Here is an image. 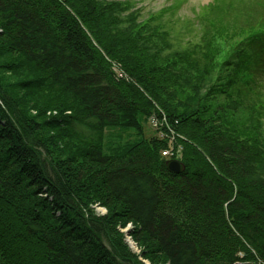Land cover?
<instances>
[{
    "label": "trees",
    "instance_id": "obj_1",
    "mask_svg": "<svg viewBox=\"0 0 264 264\" xmlns=\"http://www.w3.org/2000/svg\"><path fill=\"white\" fill-rule=\"evenodd\" d=\"M101 1L0 0V264H143L116 231L127 224L150 264H264L263 129L208 106L213 84L193 70L214 59L191 56L192 70L166 46L181 20L133 32L141 12ZM243 17L226 30L250 32L253 78L237 89L262 101L264 14ZM183 38L205 45L201 24ZM148 115L177 137L182 172L166 140L104 153L105 128L140 134Z\"/></svg>",
    "mask_w": 264,
    "mask_h": 264
},
{
    "label": "rangeland",
    "instance_id": "obj_2",
    "mask_svg": "<svg viewBox=\"0 0 264 264\" xmlns=\"http://www.w3.org/2000/svg\"><path fill=\"white\" fill-rule=\"evenodd\" d=\"M101 4L103 1L97 0ZM112 4L114 8H124L129 11H139L143 17L135 23L132 28L133 32H145L154 34L153 31L158 29V25L162 22L159 17L163 15L162 12H166L167 16L164 18L170 21L171 24L167 25V29L172 32V24L181 20L183 24L177 25V29L172 32L171 40L173 42L166 45L171 50L177 51V57L179 62H184L192 70L195 65L191 62L192 57H200L206 52L207 57L214 59L209 61V66L205 68L196 67L193 70L195 76L204 75L202 71L207 72L208 76H202L203 80H210L215 90H212L209 95L208 106L216 108L218 105H222L226 114L238 124L240 127H256L262 130L264 133V73L258 76L261 80V100H257L254 96V91L247 89V93L243 96L239 95L238 85L246 87L249 85L246 81L253 78V74L246 66L250 64L248 58L249 52V38L250 32L246 30L241 35L230 36L232 31H235L237 24L244 23V17L252 15L264 14V0H214L215 6L212 8L211 15H208L209 20L207 23H203L197 16L198 9L202 6H206L213 3V0H105ZM105 7V5L103 6ZM222 7V8H220ZM106 8V7H105ZM139 13L137 15H139ZM153 16V17H152ZM187 19V22L183 21ZM181 22V23H182ZM157 24V25H156ZM180 24V22H179ZM200 24L203 27V33L205 34V45L197 46L190 45V47L180 42L184 39L185 35L193 34L195 29H198ZM220 24L219 30L214 26ZM182 26V29H181ZM221 29V30H220ZM225 30V31H224ZM229 30L231 32H227ZM197 31V30H196ZM225 36H230V40H227ZM158 37L160 43L164 44ZM162 39V38H161ZM166 40V38L164 39ZM187 43V40H186ZM188 44V43H187ZM165 46V44H164ZM183 46V48H181ZM231 50L232 61L228 66L222 63L225 59V54H229ZM212 55V56H211ZM215 55V56H214ZM251 60V58H250ZM210 63V64H209ZM193 64V65H192ZM183 66V67H184ZM184 67V68H185ZM114 68V66H113ZM121 73V71H120ZM122 74V73H121ZM123 77L122 75H120ZM125 79L127 77L124 76ZM245 82V83H244ZM244 83V84H243ZM212 86V85H211ZM221 86V87H220ZM221 88L219 93L213 92ZM241 97L239 98L238 95ZM253 97V98H252ZM236 101V102H235ZM254 102V104H253ZM250 107V108H249ZM138 126L142 129L138 134V130L135 127H107L104 130L103 151L107 154L120 153V151L129 143L134 142L137 139L142 138H155L159 140H166L168 148L164 151L168 152L167 155L161 156L170 158L172 153L175 154L176 159L180 158L181 147L176 144L177 137L173 135L167 136L162 132V123L156 124L160 120H156L151 115L138 117ZM93 212L96 216H104L106 209L103 206L92 204ZM116 231L121 234L122 242L129 249V251L137 257V259L143 264H150L147 259L142 258L141 251L138 246L135 245L131 238L132 226L127 224L124 227L117 226ZM129 237V238H128ZM133 241L136 249L132 250V245L128 244V240Z\"/></svg>",
    "mask_w": 264,
    "mask_h": 264
},
{
    "label": "water",
    "instance_id": "obj_3",
    "mask_svg": "<svg viewBox=\"0 0 264 264\" xmlns=\"http://www.w3.org/2000/svg\"><path fill=\"white\" fill-rule=\"evenodd\" d=\"M166 168L173 173H180L184 170V165L179 160L170 159L165 161Z\"/></svg>",
    "mask_w": 264,
    "mask_h": 264
},
{
    "label": "bare ground",
    "instance_id": "obj_4",
    "mask_svg": "<svg viewBox=\"0 0 264 264\" xmlns=\"http://www.w3.org/2000/svg\"><path fill=\"white\" fill-rule=\"evenodd\" d=\"M162 122H163V120H160V121L156 122V124H159V123H162ZM127 242H128L129 245H132L133 246L131 248L132 250H135L136 249L135 245L133 244V241L131 242V240L129 239Z\"/></svg>",
    "mask_w": 264,
    "mask_h": 264
},
{
    "label": "built area",
    "instance_id": "obj_5",
    "mask_svg": "<svg viewBox=\"0 0 264 264\" xmlns=\"http://www.w3.org/2000/svg\"><path fill=\"white\" fill-rule=\"evenodd\" d=\"M167 153H168V152H166V151H163V152H162L163 156L167 155Z\"/></svg>",
    "mask_w": 264,
    "mask_h": 264
}]
</instances>
